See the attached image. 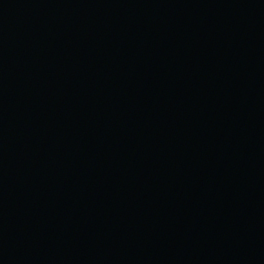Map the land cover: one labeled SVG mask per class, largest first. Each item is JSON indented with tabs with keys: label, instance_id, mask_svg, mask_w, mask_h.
I'll return each instance as SVG.
<instances>
[{
	"label": "water",
	"instance_id": "obj_1",
	"mask_svg": "<svg viewBox=\"0 0 264 264\" xmlns=\"http://www.w3.org/2000/svg\"><path fill=\"white\" fill-rule=\"evenodd\" d=\"M0 264H264V0H0Z\"/></svg>",
	"mask_w": 264,
	"mask_h": 264
}]
</instances>
